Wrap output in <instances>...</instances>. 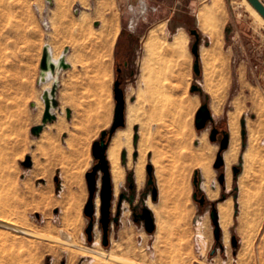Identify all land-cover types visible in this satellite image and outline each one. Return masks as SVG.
<instances>
[{"label": "rangeland", "instance_id": "obj_1", "mask_svg": "<svg viewBox=\"0 0 264 264\" xmlns=\"http://www.w3.org/2000/svg\"><path fill=\"white\" fill-rule=\"evenodd\" d=\"M222 1L227 21L221 39L223 49L224 46L230 49H224L228 62L224 73L227 85L217 113L213 102L215 96L204 87L201 59V74L198 76L193 70L195 56L191 45L195 38L189 30L195 28L200 32L201 47L210 39L196 26L194 15H185V21L177 22L175 28L157 27L161 28V38L167 43H171L178 28H183L188 35L187 49L181 54L174 51L172 69L161 75V79L155 76L147 93L141 77V60L148 55L143 46L147 24L136 31L138 35L121 32L126 15L119 0H0V216L17 223L24 222L51 236H61L67 230L71 231L75 224V238L79 243L90 247L99 244L106 251L147 264H264V185L258 182L260 177L256 172L261 171L259 168L264 169V102L262 108H256L252 102L254 94L264 101V22L252 14L247 1ZM97 6L99 12L103 9L101 6L107 8V17L98 16ZM114 18L118 23L115 40L108 34L110 20ZM108 36L111 37L109 40ZM119 40L135 44L129 48L131 68L125 72L122 85L126 104L131 107L136 98L134 104L138 102V97L142 102L139 101L135 108L134 124H130V128H120L131 132L130 145L120 148L121 154L123 150H129L130 166L126 167L117 200L122 191L130 193L126 177L133 172L137 158L138 163L144 159L145 179L137 187L134 176L135 202L131 205L124 199L127 208L122 210L119 223L112 221L110 241L104 246L102 226L97 218L93 240L89 241L87 237L89 217L84 213V205L89 194L84 172L90 171L96 162L91 150L93 141L113 123L116 107L113 86L118 78V61H121L116 58ZM47 42L56 55L66 48L71 50L67 58L72 67L61 70L59 77L61 110L57 111L58 121L48 123L39 135H33L31 129L41 122L45 110L41 95L45 84L39 79L38 59ZM172 51L168 47L163 53L169 56L167 54L172 55ZM132 70L133 75H130ZM193 83L200 85L202 93L192 91ZM148 96L151 100L145 101ZM235 96L242 102L238 121L241 146L236 161L229 167L225 164L222 169L225 175L227 171L231 175L230 180L226 175L222 187L218 180L222 170L214 167L220 146L210 139L213 124L208 123L205 129L198 130L195 114L207 101L217 117L230 115ZM66 107L71 108L68 118ZM244 118L247 147L251 135L255 136H251L255 145L259 144L258 160L253 166L256 171L254 168L255 173H250L252 184L248 189L250 192L247 190L253 196L245 214L241 203L244 193L239 186L243 170L237 180L232 173L243 150L241 121ZM135 124L139 125L136 145ZM216 126L229 131L224 122ZM145 140L148 143L143 145ZM135 151H138L136 157L133 156ZM27 157L31 158L30 166L24 164ZM150 163L154 166L159 191L156 201L149 191L148 197H144L157 222L152 233L146 231L144 221H134L133 217V206L141 203L148 188L146 167ZM205 164L209 173L204 169ZM195 170L207 177L201 185L207 196L204 204L193 198ZM234 193H237V214ZM223 194L226 198L222 200ZM228 199L233 203L231 222L224 228L220 224L218 243L210 217L211 202L219 206ZM116 204L115 201L114 214ZM202 214L204 220L200 218ZM99 215L100 211H97V217ZM1 229L0 264H106L91 256L74 257L70 248L62 243L29 238L9 227ZM234 235L236 246L232 242Z\"/></svg>", "mask_w": 264, "mask_h": 264}, {"label": "water", "instance_id": "obj_2", "mask_svg": "<svg viewBox=\"0 0 264 264\" xmlns=\"http://www.w3.org/2000/svg\"><path fill=\"white\" fill-rule=\"evenodd\" d=\"M250 3L255 7V9L264 16V2L261 0H248ZM189 32L192 35H195V40L193 44L191 45L192 53L195 56V62L193 65V70L196 75L201 74V60H200V41L201 36L200 32H198L197 29L191 28ZM231 31L229 30V34ZM228 39V38H227ZM68 51V48L66 49ZM43 56L40 62V68L41 71H56L57 65L53 61L49 59L50 57V51L48 50L47 45L43 48ZM63 69L69 68L71 65L66 61L65 57H63L60 60V64ZM118 70L120 68L118 67ZM57 87L58 82L53 83L50 89H47L43 92V100H44V113L41 119V122L39 124L34 125L32 127L31 132L33 135H39L45 128V126L48 124V122L54 121L57 118V113L55 109L58 107V99H57ZM192 91H199L202 93L203 89H201L200 85L197 83H193L191 85ZM190 89V90H191ZM113 92L114 97L116 100L115 104V111L113 116V123L109 129L103 130L100 134V138L96 139L92 143V152L93 156L96 159V162L93 164V168L86 172L85 179H87V186H88V193L89 198L87 202L84 205V213L86 216L89 217V224L86 228V233L89 241L93 240V232L95 229V220L98 219V222L101 223L102 226V244L104 246H108L110 241L109 236V230L111 227L112 221L115 223H119L120 217L122 215V204L123 200L126 199L129 201L131 205H133L135 199H136V183L134 178V172H130L127 175V180L129 182L128 187L130 190V193H126L122 191V193L119 196L118 203L116 205L117 210L116 213H113V200H114V193H113V182L111 179V166L109 164L108 160V146L110 144V141L112 140L114 133L120 128L125 127L127 124L126 120V94L124 92L123 86H122V80L120 77L117 78V80L114 82L113 86ZM71 116V108H67V117ZM215 119L213 118L211 108L209 103L203 102L202 105L198 108L196 114H195V126L198 130L205 129L208 123H213ZM246 119H242L241 121V131H242V146L243 149L246 148V137H247V131H246ZM134 129L136 130L134 134V145L137 144L139 140V134H138V126H134ZM210 139L213 142H216L217 140V133L218 128L214 127L210 130ZM224 132L223 137L221 140H219V146L220 149L216 154L214 167L215 169H221L222 166L225 168V160H224V151L229 148V142H230V132L227 130H223ZM138 155V151H135L133 156L136 157ZM122 157H127V150L122 151ZM24 164L27 166H30L32 164L31 158L27 157V160L24 161ZM243 168V160L242 156L239 157V162L232 167V173L234 175V179L237 180V177L239 176V173L242 171ZM147 170V191L144 192V196L141 200V203L137 206H133V217L134 221L142 220L144 221L145 229L148 233H152L156 229V220L154 217L153 210L147 206L145 198L148 197L149 192H151V196L153 201H156L159 196V191L156 185V177L154 176V166L152 163L148 164L146 167ZM99 171L102 172V182L101 187L99 190L100 193V215L97 217V208H96V192H97V184H98V173ZM194 180L193 184L196 186V191L194 192L193 198L194 200H197L200 204H204L206 202V195L201 190V183H202V176H200L199 170L194 171ZM219 183L222 187L225 186L226 181V175L225 170H222V172L219 174L218 177ZM235 191L237 192L238 186H236ZM149 191V192H148ZM226 196L223 194V199H225ZM233 198L235 201V214L238 213V203H237V193L233 194ZM212 208L210 210V217L214 224L213 232L215 233V239L219 243L221 239V227H220V218H219V212H218V206L215 204V202H211ZM139 210V211H137ZM58 211V209L56 210ZM39 215V214H37ZM0 226L14 229L20 233H25L28 235H31L35 238H41L47 241H57L62 244H70L73 245L71 241L68 239L58 238L55 236H50L47 234H43L41 232H35L31 229H28L24 226H20L11 222H6L0 219ZM233 246L237 245V239L234 235L232 238ZM119 262H122L123 264H137L127 259H121L117 257H111ZM50 264V263H47ZM64 264V262L62 263Z\"/></svg>", "mask_w": 264, "mask_h": 264}, {"label": "bare ground", "instance_id": "obj_3", "mask_svg": "<svg viewBox=\"0 0 264 264\" xmlns=\"http://www.w3.org/2000/svg\"><path fill=\"white\" fill-rule=\"evenodd\" d=\"M245 1H247V3L249 4V6L252 10V14L254 13V15H256L258 19H261L264 22V16L261 15L255 9V7L250 3V1H248V0H245ZM214 8H215V6H214ZM206 19H208V17H206ZM110 27H111V30H110V33H108V34L112 36L113 40H115V38L117 37V32H118V23H117V20L115 18L113 20H110ZM160 30H161V28L160 29H158V28L157 29H151L149 31L148 36L146 37V41L144 42V48L147 50L149 56L147 55L146 58L143 60V62H144L143 63V73H142L141 77H143V81L146 84L147 93H148L149 88L151 86L152 79L155 76H157L159 79H161L160 78V77H162L161 75L166 74L167 72H169L172 69L171 60L174 57V53L176 52L177 54H181L183 51H185V49H187L186 43L188 40V35L182 28L179 29L178 33L175 34L171 43H169V42L167 43V41L162 40L161 35H160L161 34ZM209 31H211L212 35H215L213 43L211 45L212 47H204L202 50L200 49V59L203 61V65H204V73H203L204 82H205L204 87L207 90H209L210 92H212L213 95L215 96L216 101L215 100L213 101L214 103H216L214 106L215 107L214 109H215V112L218 113L220 110L221 102L223 100L224 91L226 89L225 87L227 85V80L225 79L224 73H225V69L228 65L227 64L228 62L226 59L227 55H225V53H223V51L221 50L222 49L221 48V39H220L221 37L218 35V27H216V25H212L210 27ZM108 37H109L108 38V40H109L111 37L110 36H108ZM112 42H114V41H112ZM45 45H47L48 50L50 51L49 59L51 61H53L55 63V65H57V69H56V71H40L39 79L44 80L47 77H49V79H51L52 82L55 83V82L59 81L58 75H59V72L62 68L61 65H59V64H60V60L63 57H65L64 56L65 51L62 52L60 55H56L53 53L54 51L51 50V48L53 49V47H51L50 43L47 42ZM168 47H169V50H173L172 51L173 54L171 55L169 53V54H167L169 56H166V53L164 55L163 50L168 48ZM169 57H171V58H169ZM152 62H153V64H152ZM153 65H155V66H153ZM160 86H161V84H159V87ZM47 88H50V87L48 86ZM161 88H163V85L161 86ZM148 100H151V98L149 96H148V98H145V101H148ZM138 102L139 103L142 102V100H140V97H138ZM138 102H136L135 105L131 106V108L129 110L128 119H127L129 121V124H133L135 121L134 120L135 115H137L135 112V110H136L135 108H136ZM252 102L254 103V106L256 108L257 107L258 108L263 107L262 106L263 102H264L263 99L261 97L260 98L257 97L256 94L253 95ZM154 103L157 104L156 102H154ZM232 103L234 104V110L229 115L232 136L230 134L231 140L229 142L230 143L229 148L226 149L227 151L226 150L224 151L225 152L224 153V160L226 161L227 167H229L231 164H233L236 161V158L240 152V146H241L240 145V133H239L238 121H239V114H240L241 108H242L241 107L242 102H240L239 96H235ZM252 131H254V130H252ZM130 134H131L130 129L129 130H121L120 129V131H118L116 133L115 138L114 139L112 138L113 142L111 143V141H110V143H111V145L109 144L110 147L108 146L109 148H107V150H109V158L111 159L113 176L115 179V184L117 186L120 182H122V179H123L122 178L123 177V168L119 164V152H120V148L122 145H127V146L130 145V140H131ZM251 136H250V139L248 141V147L246 146L247 149L246 148H245L246 150L243 149L240 153V155L242 156L244 169L242 168L243 173L239 178V186L241 187L242 192L244 193L241 197V203L243 204V210L242 211L244 214H245V212H247V211H245V209L248 208V206L250 205L249 201H250L251 196H253L250 193L248 194V191L251 189L250 186L252 184V182L250 181V177H251L250 173H251V171L253 173H255L254 170L256 171V168L253 166H255V164H256L255 162H257V160H258L257 156H259V150L257 147V145H259V144L255 145V142L253 141V138L255 136L253 135L254 136V137L252 136L253 138ZM145 141H147V140H145ZM145 141H143V145H145V143H148V141L147 142H145ZM240 155H239V157H240ZM260 155H261V152H260ZM125 160H126V158L122 157L123 163L125 162ZM260 162H262L261 159H260ZM144 164H145L144 159H142L136 165L135 178L137 180L138 187H140L143 184L144 179H145L144 178V173H145L144 172ZM261 165L262 164H260V167H261ZM204 169H205L206 173L210 172L207 164L204 165ZM259 169L261 170L260 172H259V170L256 171L259 173V177H260L258 182L260 181L261 182L260 185H264V169H261V168H259ZM240 173H239V175H240ZM226 175H227L228 180H230L231 175H230L229 171L226 172ZM260 187H259V189H262ZM245 191H246V193H245ZM258 193H257V195H258ZM147 203L149 205V200H147ZM218 207H219L218 212H219L220 224H221L222 228L227 227L229 225V223L231 222L230 217H231V213H232L233 203L230 199H228L226 201L219 203ZM154 217H155V215H154ZM0 219L3 221H6V222L9 221L11 223H14V224H17L20 226H24L28 229L35 231V232L38 231V229L36 230L35 228L31 227V225H28L24 222L17 223L16 221H13L11 219H7L5 217L3 218L1 216H0ZM1 227H3V226H0V233H3ZM76 231H77V227L75 226V224H73L71 231L67 230L66 233H63L61 236H59V235L55 236L58 238L68 239L69 241L72 242L73 245H70V244H64V245H67L70 248V252L72 253V255L74 257H77L79 255L80 256L81 255L82 256H91L95 260L104 262L106 264H110V262H114V264H123L122 262H119V261L111 258V257H117V258H121V259L125 258V259L130 260V261L137 263V264H147L142 260L141 261L140 260L135 261L134 259H130L128 257L116 254L113 251H106L103 248H101L99 244L90 247L86 244L79 243L77 241V239L75 238ZM16 232H18V231H16ZM38 232H41L43 234H47L44 231L43 232L38 231ZM27 236L29 238H34L33 236L28 235V234H27ZM51 242H53L54 244L60 243L57 241H51ZM125 264H127V263H125Z\"/></svg>", "mask_w": 264, "mask_h": 264}, {"label": "crops", "instance_id": "obj_4", "mask_svg": "<svg viewBox=\"0 0 264 264\" xmlns=\"http://www.w3.org/2000/svg\"><path fill=\"white\" fill-rule=\"evenodd\" d=\"M119 1H120L119 5H121L122 12H123L124 15H126L125 18H124L125 22L123 21L122 24H121V32H125L128 35H130V36L131 35H136L137 34L136 31H138V29H140V28L144 29L143 26H145V24H147L146 29L148 31L146 36H148L149 31L151 29H154V28H157V27H160V26H163V28L164 27L165 28H169V27L175 28L177 26L176 25L177 22L181 23V21H185V19L187 17L185 15L192 14L195 17L194 21H195L196 26H198L201 31H204L205 33H207V37L210 38L209 41H206V45L204 47H212L211 45L213 43L215 35H212L211 31H209L210 27L212 25H216V27H218V35L221 37L222 36V32H223L222 31L223 26L226 24V21H227L226 20V18H227L226 10H225V6H224V2L222 0H214V1L213 0H119ZM261 1L264 2V0H261ZM214 6H215V8H214ZM100 8L101 9L103 8L102 11L100 10V12H102V13H100L98 11V6H97V14H98V16H100V17L103 16L104 18L107 17V15H106L107 12H108L107 8L106 7L104 8L102 6ZM204 14L205 15L207 14V15L205 16ZM206 17H208V19H206ZM103 26H104V24H102V27ZM119 27H120V25H119ZM178 29H181V28H178ZM100 35H101V32H100ZM223 37H224V33H223ZM44 46H42V49H41L42 53H41V55H40V57L38 59L39 66H40V62H41L42 56H43V52H44L43 48H44ZM126 46L128 48H132L133 46H135V44H133V43L131 44V41L130 42L128 41V44ZM143 46H144V44H143ZM51 47H52V45H51ZM111 47H112V44H111ZM111 47H110V49H111ZM204 47H201V50ZM221 48H222L221 50L223 51V53H225L224 49L227 50V51H229V49H230V47L226 48L225 46H224V49H223L222 39H221ZM66 49L63 50V52L65 51V55L64 56H65L66 61L71 65V63L69 62V60L67 58V56L71 52V50L67 51ZM51 50L54 51L52 48H51ZM53 53L56 54L55 51ZM225 55H227V53H225ZM141 62H142L141 67H143V63H144L143 60H141ZM71 67H72V65L69 68H67V69H70ZM129 68H131V66ZM67 69H65V70H67ZM61 70H63V68H61ZM61 70H60L59 75H58V80L59 81H58V87H57V92H56L57 99H58V107L55 109V111L57 113V118L54 121L48 122V123H51V124H54L55 121H58L59 113L57 111L61 110V108H60L61 107L60 99H59V90H60V82H61V79L59 77H60V74H61ZM40 71H41V68H40ZM141 71H142V69H141ZM141 73L142 72H140V74ZM39 75H40V72H39ZM50 80L51 79H49V77H47L44 80H41V82L43 84H45V87L43 88L42 94H41L42 95V100H43V92L45 90H47V89H50L51 86L54 83V82H52V80L51 81ZM48 86H50V88H47ZM135 101H137V98L135 99ZM134 102L132 103V106H133ZM126 106H127L126 107V120H127L128 119L129 110H130L131 107L128 104H126ZM210 107H211V112H212L213 118L215 119L214 124L215 125H220L221 123L224 122V124H226L228 126V129L231 132V136H232V131L229 128V126H230L229 113H227L226 116L220 118V117H217V115L214 113L212 106H210ZM67 108L68 107H66V116H67ZM127 123H128V125L126 127H122V128H130L131 125L129 124L128 120H127ZM46 126H48V124ZM134 126H138L139 127L138 124H135ZM118 131H120V129H118L116 131V133ZM116 133L114 134L113 139L115 138ZM197 142L200 144V140H198ZM121 150H122V148H121ZM108 160H109V164L111 165V179H112V182H113V193H114V200H113V205H112V207H113L115 205V201L118 203V200H119V199L117 200V194L119 192L120 186L124 182V179H125L124 176H125V172H126V167L129 168V166H130V152H129V150L127 151V157H126V160H125L124 163L122 162V154L119 152V164L123 168V177H122L123 179H122V182H120L118 184V186L115 184V179H114V176H113V169H112L111 159L109 158V150H108ZM138 160L139 159L137 158L136 161H134V166H133V170H132L134 172V176H135V170H136V165L138 164ZM144 168H145V164H144ZM86 172H88V171H85L84 173L86 174ZM101 176H102V172L99 171L98 178H97L98 179V184H97V188L98 189H97V192H96L97 196H96V200H95L96 201L95 202L96 203V208H97L98 212L100 211V208H99V206H100V193H99V190H100L101 182H102ZM200 176H202L201 185H203L204 181H207V177L203 176L202 173H200ZM136 183H137V180H136ZM137 187H138V185H137ZM201 188H202V186H201ZM87 190H88V186H87ZM202 191H204V190H202ZM125 201L126 200H123V204H122L123 210H126V208H127L126 207L127 206L126 205L127 201L126 202ZM113 210H114V207H113ZM204 217H205L204 214L200 215V218L203 219V220H204Z\"/></svg>", "mask_w": 264, "mask_h": 264}, {"label": "flooded vegetation", "instance_id": "obj_5", "mask_svg": "<svg viewBox=\"0 0 264 264\" xmlns=\"http://www.w3.org/2000/svg\"><path fill=\"white\" fill-rule=\"evenodd\" d=\"M194 38H195V35H193ZM126 44H128V41H124V40H119L117 42V46H116V58L120 59L121 58V61H118V65H117V72H118V77H120V79L122 80V85L124 83V74L125 72L127 71V69H129L130 67V63H129V60H130V55H131V49H129ZM132 44V42H131ZM118 67L120 68V70H118ZM133 70L129 72V74L133 75ZM213 126L212 128L214 127H217L218 128V133H217V140L216 142L219 144V140H221V138L223 137L224 135V132H222L224 130V128L222 127H219V126H216L214 124V122L212 123ZM211 128V129H212ZM224 168V166H222L221 170Z\"/></svg>", "mask_w": 264, "mask_h": 264}]
</instances>
